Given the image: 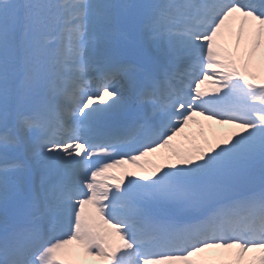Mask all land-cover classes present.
Returning a JSON list of instances; mask_svg holds the SVG:
<instances>
[{
	"label": "snow or ice",
	"instance_id": "obj_1",
	"mask_svg": "<svg viewBox=\"0 0 264 264\" xmlns=\"http://www.w3.org/2000/svg\"><path fill=\"white\" fill-rule=\"evenodd\" d=\"M0 124V264H264V0H0Z\"/></svg>",
	"mask_w": 264,
	"mask_h": 264
},
{
	"label": "rangeland",
	"instance_id": "obj_2",
	"mask_svg": "<svg viewBox=\"0 0 264 264\" xmlns=\"http://www.w3.org/2000/svg\"><path fill=\"white\" fill-rule=\"evenodd\" d=\"M207 87V86H206ZM194 128H195V126H190L189 127V129L191 130V131H193L194 130ZM157 161H155V163H156ZM137 171H139V170H137Z\"/></svg>",
	"mask_w": 264,
	"mask_h": 264
}]
</instances>
